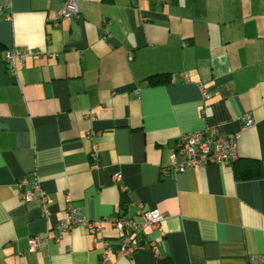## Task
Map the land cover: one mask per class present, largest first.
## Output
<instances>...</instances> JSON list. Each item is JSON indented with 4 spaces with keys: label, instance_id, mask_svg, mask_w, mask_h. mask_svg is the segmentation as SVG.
<instances>
[{
    "label": "crops",
    "instance_id": "1",
    "mask_svg": "<svg viewBox=\"0 0 264 264\" xmlns=\"http://www.w3.org/2000/svg\"><path fill=\"white\" fill-rule=\"evenodd\" d=\"M79 4L59 18L64 0H0V55L31 52L0 61V264H101L105 245L112 264H249L264 253V0ZM204 129L237 137L238 169L257 173L165 172ZM35 175L48 214L19 197ZM69 202L95 227L57 239ZM140 205L166 215L146 231L156 247L120 256L107 218L140 219ZM31 237L45 242L32 251Z\"/></svg>",
    "mask_w": 264,
    "mask_h": 264
},
{
    "label": "built area",
    "instance_id": "2",
    "mask_svg": "<svg viewBox=\"0 0 264 264\" xmlns=\"http://www.w3.org/2000/svg\"><path fill=\"white\" fill-rule=\"evenodd\" d=\"M64 2V7L59 11V18L80 17L81 8L79 0H64ZM29 54H31L29 50L15 48L7 49L1 53L0 61L5 62L10 69L15 70L17 61H20V63L24 65ZM183 79L186 81L189 80L187 76H184ZM200 87L203 92L204 100L210 99L211 94L208 92L207 88H205L203 84H200ZM244 120L247 126H251L254 123V119L249 113L244 116ZM179 155L184 157L182 163L177 162V157ZM238 158L237 137L221 135L214 129H204L185 133L179 138L177 148L172 153V166L165 168V172L171 168H174L175 172H183L187 170V168L196 166L203 167L209 163L217 162L231 164L237 161ZM19 183L20 186H23L28 183V179H21ZM35 195H38V202L42 205L43 212L48 214L47 205L50 199L44 192L38 176L35 177L32 189L24 194H20L19 197L24 201H30ZM138 215L140 219H135L126 214L114 215L107 218L120 233V243L117 248V254L120 256L130 255L136 251L145 249L147 247L145 244L146 240L150 241L152 247H156V241H151L146 231L149 227H158L165 220V213L161 212L159 209L146 210L140 205ZM77 226L93 229L95 227V221L88 219L80 206L69 202L65 209V216L60 219L56 225V230L58 232L57 239H60L65 232ZM97 228L99 229L101 226L99 225ZM44 242L45 240H39L38 237H31L30 249L35 251ZM108 248L109 247L105 245L101 256V264H112L108 255ZM249 264H264V253L249 255Z\"/></svg>",
    "mask_w": 264,
    "mask_h": 264
},
{
    "label": "trees",
    "instance_id": "3",
    "mask_svg": "<svg viewBox=\"0 0 264 264\" xmlns=\"http://www.w3.org/2000/svg\"><path fill=\"white\" fill-rule=\"evenodd\" d=\"M162 76L165 77L164 75H162ZM157 81L158 82H162L161 80H157ZM164 81H167V77H165ZM239 160L235 161L234 164H233L236 167L235 172H236L238 177H246L247 178V177L254 176V174L257 173L255 170H252V171L248 170L247 171V170H244V169L240 170V168L238 169L237 163L239 162Z\"/></svg>",
    "mask_w": 264,
    "mask_h": 264
}]
</instances>
